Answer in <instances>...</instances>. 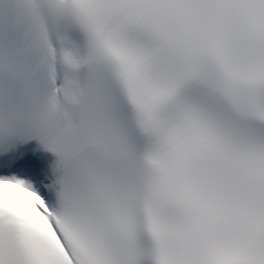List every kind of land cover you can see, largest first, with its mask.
<instances>
[{
  "label": "snow or ice",
  "instance_id": "1",
  "mask_svg": "<svg viewBox=\"0 0 264 264\" xmlns=\"http://www.w3.org/2000/svg\"><path fill=\"white\" fill-rule=\"evenodd\" d=\"M0 264H264V0H0Z\"/></svg>",
  "mask_w": 264,
  "mask_h": 264
}]
</instances>
